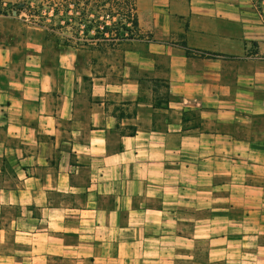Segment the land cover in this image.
I'll return each mask as SVG.
<instances>
[{
    "label": "crops",
    "instance_id": "1",
    "mask_svg": "<svg viewBox=\"0 0 264 264\" xmlns=\"http://www.w3.org/2000/svg\"><path fill=\"white\" fill-rule=\"evenodd\" d=\"M136 7L111 54L0 15V264H264L261 10Z\"/></svg>",
    "mask_w": 264,
    "mask_h": 264
},
{
    "label": "trees",
    "instance_id": "2",
    "mask_svg": "<svg viewBox=\"0 0 264 264\" xmlns=\"http://www.w3.org/2000/svg\"><path fill=\"white\" fill-rule=\"evenodd\" d=\"M65 3L53 1L52 13L56 15L63 8L66 20L58 23L37 22L46 26L47 31L56 34V41L62 40L64 46L96 49L104 53L107 48L115 49L129 38L139 36V22L137 16L136 0H64ZM56 4V5H54ZM23 10L19 7L17 14ZM80 10V11H78ZM79 13V23L83 35L75 34L74 38L63 36V30L70 22L76 20L74 12ZM71 12V13H70ZM0 13L7 14L5 11ZM54 20V18H51ZM62 30V31H61ZM190 53V50H187Z\"/></svg>",
    "mask_w": 264,
    "mask_h": 264
},
{
    "label": "rangeland",
    "instance_id": "3",
    "mask_svg": "<svg viewBox=\"0 0 264 264\" xmlns=\"http://www.w3.org/2000/svg\"><path fill=\"white\" fill-rule=\"evenodd\" d=\"M53 1L56 3H65L64 0H0V9L1 11L7 12V14L0 13L1 16H8V19L10 17H13V19L19 24L20 22H28V23H37L40 21H44V23H58L60 20H66L67 16L64 13L63 8L60 9L59 13L56 15H53L52 8H53ZM81 1V0H80ZM255 3L259 10H261V14L263 15L264 19V0H255ZM56 5V4H54ZM19 7H22L23 10L17 14V10ZM80 11V10H78ZM74 12V15L77 16L76 20L70 22V25L66 26L63 30L65 31L63 36H69L74 38L75 34L78 33L80 35H83V31L81 30L83 28V25L79 23V13ZM71 13V12H70ZM51 18H54L52 20ZM15 22L11 23L8 22V26L15 25ZM62 31V30H61ZM56 34L48 33V37L55 39ZM59 42H62L60 40ZM83 49V47H80ZM118 48V49H117ZM115 49L107 48V51L105 53L111 54L113 52H119V47ZM98 52H100L98 50Z\"/></svg>",
    "mask_w": 264,
    "mask_h": 264
}]
</instances>
